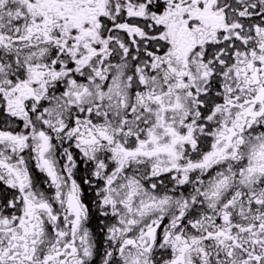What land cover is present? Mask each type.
<instances>
[{"label": "snow or ice", "instance_id": "1", "mask_svg": "<svg viewBox=\"0 0 264 264\" xmlns=\"http://www.w3.org/2000/svg\"><path fill=\"white\" fill-rule=\"evenodd\" d=\"M0 264H264V0H0Z\"/></svg>", "mask_w": 264, "mask_h": 264}]
</instances>
